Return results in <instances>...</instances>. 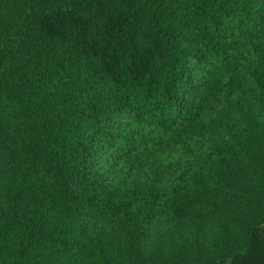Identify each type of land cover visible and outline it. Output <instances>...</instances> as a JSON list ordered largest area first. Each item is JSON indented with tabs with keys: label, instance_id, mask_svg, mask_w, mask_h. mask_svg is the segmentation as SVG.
I'll list each match as a JSON object with an SVG mask.
<instances>
[{
	"label": "trees",
	"instance_id": "1",
	"mask_svg": "<svg viewBox=\"0 0 264 264\" xmlns=\"http://www.w3.org/2000/svg\"><path fill=\"white\" fill-rule=\"evenodd\" d=\"M15 18L0 25V264H161L187 208H249L229 177L249 142L264 155V0H32ZM171 153L223 186L216 202L133 179ZM247 230L229 256L201 255L197 231L164 260L264 264V212Z\"/></svg>",
	"mask_w": 264,
	"mask_h": 264
},
{
	"label": "rangeland",
	"instance_id": "2",
	"mask_svg": "<svg viewBox=\"0 0 264 264\" xmlns=\"http://www.w3.org/2000/svg\"><path fill=\"white\" fill-rule=\"evenodd\" d=\"M31 2L32 0H0V7L2 6L0 10L3 9L2 11H4V15L8 13V10H10L11 13L9 18L6 20L3 19L4 16H0V25L4 21H16L17 18L15 17L22 11L27 10ZM15 8L16 10H14ZM17 8H19V10H17ZM0 14H2V12H0ZM248 147H250V155L253 160L245 165H242L243 167L240 168V172L242 174L241 179L235 180V176L229 178L233 179V185L235 187H239V189L241 190L240 191L238 189V191L243 192V194L246 196L249 208L247 210H237L233 212V214L226 213L219 215L209 213L210 215L208 217H201V221H198V218L200 216V213L203 212H198L195 215L194 213L197 212V209L195 210L194 208H187L193 215H184L185 217L183 215H179L180 217H177V222L180 223V227L182 228L183 233L180 235H165L159 241L158 246L160 245L163 256L161 264L167 263L164 260V257L167 254L178 252L183 248L182 245H188L185 243H194V241L197 240V237H199V231L201 232V239L205 238L204 246L200 248L201 255L202 251L205 250L206 244H210L211 246L214 245L213 249L216 250V245L220 246L222 243L225 249L221 252H223L225 256H229L233 252V249L225 246V242L243 243L246 240L248 235V226L253 223V220L260 218V216L264 212V155L257 144L249 142ZM222 164L225 167H231L233 161L230 162L228 161V159H225L224 161H222ZM254 167L260 169L256 170ZM188 170L189 169L187 168V162L183 157V154L171 153L163 168L159 170L162 171L161 175H158L151 171H146L144 173L134 175L133 179L149 182L152 180L156 181L158 176H163L160 179L162 182H164V185H166L168 194H171L172 191L176 190L175 194H177V196L179 194H184L185 199L189 200L191 203L197 199L200 201L204 199L205 202L211 204L213 202H216L217 193L219 189L220 192L222 191L223 186L216 182L214 184H207L205 187H202V184H200L201 186L198 184L199 179L197 178V174L188 172ZM193 171L195 170L193 169ZM174 185L176 187L174 190H172V186ZM152 189L154 188L152 187ZM152 195L153 191L148 190L143 196H141L140 200L137 201V213L139 212L138 210L143 209V207L149 204L148 199ZM143 200L145 201L144 206L142 203ZM181 210L185 209L182 208ZM122 225V227L125 228V225H127V221L125 220ZM192 227H194L195 232H190L189 229ZM204 230H206L205 235L203 234ZM118 239L121 241V243H118V249L124 252V237L122 232L120 234V232L118 231ZM193 249L195 248L193 247ZM217 250H220V247H218ZM211 253L212 256H215L214 252ZM204 261H207V259H205ZM123 264H125V262Z\"/></svg>",
	"mask_w": 264,
	"mask_h": 264
}]
</instances>
